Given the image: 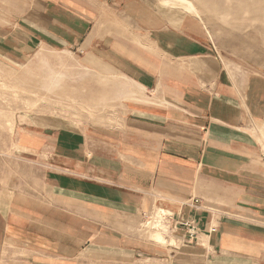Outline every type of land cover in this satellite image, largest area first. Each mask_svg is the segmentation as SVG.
Returning a JSON list of instances; mask_svg holds the SVG:
<instances>
[{"label":"crops","instance_id":"1","mask_svg":"<svg viewBox=\"0 0 264 264\" xmlns=\"http://www.w3.org/2000/svg\"><path fill=\"white\" fill-rule=\"evenodd\" d=\"M41 51L117 75L122 116L24 145L46 155V197L0 187V264H264V67L148 0H0V58ZM156 206L178 249L137 234Z\"/></svg>","mask_w":264,"mask_h":264},{"label":"rangeland","instance_id":"2","mask_svg":"<svg viewBox=\"0 0 264 264\" xmlns=\"http://www.w3.org/2000/svg\"><path fill=\"white\" fill-rule=\"evenodd\" d=\"M148 1L170 20L198 18L214 51L231 66L264 67V0H190L198 13L163 0ZM89 65L74 51H41L23 65L0 58V187L20 186L24 193L46 197V155L43 150L31 153L24 145H39L44 135L58 131L117 124L125 96L120 79L103 77ZM137 228V234L154 245L179 247L169 239L170 232L143 231L144 219Z\"/></svg>","mask_w":264,"mask_h":264},{"label":"built area","instance_id":"3","mask_svg":"<svg viewBox=\"0 0 264 264\" xmlns=\"http://www.w3.org/2000/svg\"><path fill=\"white\" fill-rule=\"evenodd\" d=\"M172 216L166 209L161 208H153L152 212H149L148 215H145L144 218V230L146 233L150 234L152 231L157 232H170V223H171ZM180 227L186 228L191 236H194L198 233V229H196L194 225V221H186V220H179L175 221L172 227L173 230H178Z\"/></svg>","mask_w":264,"mask_h":264},{"label":"bare ground","instance_id":"4","mask_svg":"<svg viewBox=\"0 0 264 264\" xmlns=\"http://www.w3.org/2000/svg\"><path fill=\"white\" fill-rule=\"evenodd\" d=\"M163 1L170 4L174 3V4L182 5L186 9H189L194 13H198V9H196L195 4L190 0H163Z\"/></svg>","mask_w":264,"mask_h":264}]
</instances>
